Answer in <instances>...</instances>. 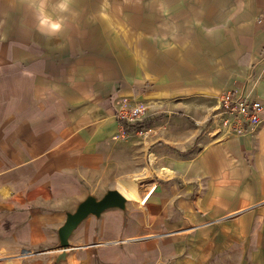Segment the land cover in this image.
<instances>
[{"label":"crops","instance_id":"1","mask_svg":"<svg viewBox=\"0 0 264 264\" xmlns=\"http://www.w3.org/2000/svg\"><path fill=\"white\" fill-rule=\"evenodd\" d=\"M235 2L230 15L208 19L205 50L192 47L190 59L181 48L167 53L165 42L150 48L154 35L135 21L129 22L126 53L111 31L86 24L46 40L18 0H0V249L51 254L66 213L89 194L102 197L109 189L142 208L107 210L98 221L89 217V239L152 237L151 229L177 228L184 216L197 220L194 207L239 213L264 198V122L254 139L199 136L210 112L200 104L207 94L236 91L264 105V0ZM11 19L14 33L8 31ZM131 98L149 103L144 127L152 116L169 120L176 113L200 124L189 133L196 145L191 156L182 153L189 135L178 127L168 137L161 125L147 126L159 128L158 143L138 135V127L125 131L116 107ZM152 165L168 179L151 186ZM181 196L197 200L186 203Z\"/></svg>","mask_w":264,"mask_h":264},{"label":"rangeland","instance_id":"2","mask_svg":"<svg viewBox=\"0 0 264 264\" xmlns=\"http://www.w3.org/2000/svg\"><path fill=\"white\" fill-rule=\"evenodd\" d=\"M167 1V6H162V2L159 4L158 0H74L73 8L78 13V17L74 21L70 18L68 26L75 27L79 24H86L87 29L111 31V40L122 52L126 53L129 41L127 34L129 22L132 24L135 21L136 24L145 26L147 31L152 33V36L154 35L148 39L150 42H147L150 48L158 47V41L161 42V46L162 42H165L167 53L174 52L176 49L178 52L181 48L183 55H187L191 59L190 49L192 47L199 45L195 52H199V47L202 51L205 50L203 47H206L208 36L206 26L212 24L208 23V19L212 20L213 16L216 17L215 19H222L223 13L230 15V5L236 3V0H227L225 4L224 0ZM55 3L56 0H49L48 6L49 12L54 16L58 15L55 11ZM159 8H165V10L161 14H155ZM231 8L233 7L231 6ZM178 11H180V16ZM164 14L166 15L164 22L166 29L162 31ZM94 15H97V18ZM143 15H145L146 20L143 19ZM138 18L142 21L138 22ZM193 18H197L198 22L192 21ZM26 22L28 25L30 24V21ZM14 24L12 19L8 21V31L14 33ZM160 24L161 26L158 27ZM159 30L163 32L165 38H156ZM199 54L201 55L202 52L194 54L193 57L195 55L198 57ZM223 93L219 97L207 94L205 98H202L204 101L200 104L207 105L210 111L207 117H210L211 113L218 107ZM148 104L146 102L147 113L150 111ZM173 117L164 120L161 117L152 116L150 120L148 119L146 128L147 126L155 127L157 123L162 126L160 131L165 132L167 129V136L169 137L171 134L174 135L176 130H170V128L178 127L184 134L189 135L190 130H194L198 125H195L194 121L186 116L178 118L177 113ZM209 117L203 126L199 124L202 129L199 136L213 133L218 138L221 135L212 132L213 127L209 122ZM157 129L159 128L152 131L147 139L152 138L151 141L155 143L161 141L162 136L160 139ZM255 136L251 135L253 139ZM233 137L242 136H225V138L230 139ZM184 141L186 149L182 153L191 156L196 147L193 143L194 140L189 135V137H185ZM220 142L215 141V144ZM153 162L154 159L152 158ZM247 163L249 166H253V161L249 158H247ZM150 168L152 173L151 186L158 184L159 177L162 180L165 179L164 174L160 172L157 166L152 165ZM179 200L194 204L197 198L195 196H181ZM128 205L134 208H142L139 202L129 201ZM193 211L197 220L186 221L184 216L177 228H154L150 231L152 237L136 235V237L126 238L122 235L111 241H100L98 236L89 239L90 228L86 226V223L84 224L85 220L70 238L72 247L69 250L67 262L62 264H264V198L250 201L239 213L229 211L208 214V212L195 207ZM94 220L96 219L94 218ZM176 239L177 242H174ZM170 241H172L170 249L165 251L164 245ZM26 252H30V255H27ZM49 252L52 255H37L35 253L33 255L30 249L17 248L12 251L11 249L8 250L6 246V248L0 249V264H52L53 259L58 254V246Z\"/></svg>","mask_w":264,"mask_h":264},{"label":"built area","instance_id":"3","mask_svg":"<svg viewBox=\"0 0 264 264\" xmlns=\"http://www.w3.org/2000/svg\"><path fill=\"white\" fill-rule=\"evenodd\" d=\"M116 118L123 129L138 127V135L148 136L152 129L144 127L147 107L142 101L131 98L118 102ZM209 122L214 133L225 136L254 135L264 122V105L259 98L242 96L234 91L223 93L218 107L211 113Z\"/></svg>","mask_w":264,"mask_h":264},{"label":"water","instance_id":"4","mask_svg":"<svg viewBox=\"0 0 264 264\" xmlns=\"http://www.w3.org/2000/svg\"><path fill=\"white\" fill-rule=\"evenodd\" d=\"M129 200L119 190L109 189L102 197L89 194L76 208L75 211L66 213L63 225L57 231L58 254L52 264L67 262L71 249L70 238L74 231L89 217L99 220L102 214L111 209H118L126 213ZM27 254V252H26Z\"/></svg>","mask_w":264,"mask_h":264},{"label":"clouds","instance_id":"5","mask_svg":"<svg viewBox=\"0 0 264 264\" xmlns=\"http://www.w3.org/2000/svg\"><path fill=\"white\" fill-rule=\"evenodd\" d=\"M32 15L34 31L46 40L59 39L67 31L69 20H75L78 13L74 10V0H56L55 11L49 12V0H18Z\"/></svg>","mask_w":264,"mask_h":264},{"label":"trees","instance_id":"6","mask_svg":"<svg viewBox=\"0 0 264 264\" xmlns=\"http://www.w3.org/2000/svg\"><path fill=\"white\" fill-rule=\"evenodd\" d=\"M133 129H134V127H131V128L126 129V131L128 132V131H131Z\"/></svg>","mask_w":264,"mask_h":264}]
</instances>
